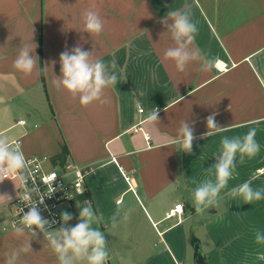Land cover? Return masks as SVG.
I'll use <instances>...</instances> for the list:
<instances>
[{
  "label": "crops",
  "instance_id": "0c3cea01",
  "mask_svg": "<svg viewBox=\"0 0 264 264\" xmlns=\"http://www.w3.org/2000/svg\"><path fill=\"white\" fill-rule=\"evenodd\" d=\"M185 6L199 29L193 46L218 60L209 71L193 62L179 73L163 59L173 42L161 21ZM89 8L106 21L98 36L83 31L81 14ZM32 42L39 62L24 75L13 61ZM76 45L96 58L116 59L118 82L105 90L104 104L81 106L55 87L60 53ZM152 109L158 112L155 127L145 123ZM212 114L219 126L230 128L207 137ZM185 120L196 137L192 152L161 147ZM249 127L257 128L261 149L243 163L237 157L229 189L245 181L264 188V0H0V135L21 138L25 154L90 165L86 200L105 221L117 207L132 208L130 221L139 223L129 221L118 232L139 238L157 233L167 243L147 254L149 245L140 241L136 250L145 264H184L191 236L199 239L207 264H264L257 258L264 246L254 241L255 229L264 230V200L244 204L222 192L219 207L202 215L204 237L189 236L184 226L198 216L192 181L204 179L216 162L222 136L242 135ZM16 191L11 180L0 183V194L13 198ZM177 202L183 204L182 219L169 224L165 213ZM12 209L0 200V264L29 239L32 251L21 254L18 264H58L43 235L33 238L27 229L15 234L5 221Z\"/></svg>",
  "mask_w": 264,
  "mask_h": 264
},
{
  "label": "clouds",
  "instance_id": "9594fccd",
  "mask_svg": "<svg viewBox=\"0 0 264 264\" xmlns=\"http://www.w3.org/2000/svg\"><path fill=\"white\" fill-rule=\"evenodd\" d=\"M81 19L83 31L89 35L98 36L104 31L106 21L99 11L86 9L82 12ZM161 23L166 27L173 42L172 46L164 51L163 59L171 61L177 72H185L193 62H199L202 71H209L217 65L218 60L207 57L199 48L193 46L199 29L188 6L169 10ZM35 48L33 42L21 47L13 61V68L24 75H31L39 62ZM59 63L60 75L55 76V87L67 92L73 99H78L79 104L84 107L96 102L106 103L105 90L118 82V65L114 56L110 61H105L94 57L93 50L86 51L80 45L61 52ZM145 123L152 127L159 123L156 109L148 112ZM206 124L207 137L228 131L230 128L219 126L215 121V114L206 118ZM256 136L257 128L249 127L242 135L221 137L220 147L215 155L216 162L205 170L204 179L199 182L192 181L196 185L192 189V202L197 215H203L209 208L217 209L223 199L222 192L233 200L242 199L244 204L264 200V188H253L250 181L228 188L229 181L236 172L237 157L239 162L243 163L245 157L252 158L260 152L261 145ZM195 138L193 127L185 120L181 121L178 134L169 139L166 145L160 146H176L177 150L190 154ZM26 172L27 161L20 144L0 135V183L11 180L16 190L19 189L16 191L17 198L28 208L27 212L21 209L23 215L18 222L20 226L17 223L11 225L15 234L18 237L23 236L25 229L33 238L42 234L58 264H107L110 255L108 242L104 232L94 225H103L112 235L122 225L127 226L134 209L117 207L106 222L103 214L93 208L91 201L85 200L82 204H77L80 209L78 223L69 225L73 215L63 211L60 213L61 226L52 230L57 221H50L42 216L39 206L44 205L45 195L35 187V182L32 187L28 186L29 178ZM53 191L55 189L52 187L48 194ZM34 197L39 198L38 202ZM11 199L8 194H0V200L6 203ZM30 240L11 250L7 254L5 264H18L21 254L32 251ZM254 241L257 245L264 246V230L255 229ZM257 258L264 260V253L258 254Z\"/></svg>",
  "mask_w": 264,
  "mask_h": 264
},
{
  "label": "built area",
  "instance_id": "2783aa9c",
  "mask_svg": "<svg viewBox=\"0 0 264 264\" xmlns=\"http://www.w3.org/2000/svg\"><path fill=\"white\" fill-rule=\"evenodd\" d=\"M139 112H143V108L138 109ZM18 124H25V119H18ZM13 141L22 145L21 138L13 139ZM25 154V153H24ZM27 161V176L28 186L32 187L35 182V187L44 194V205H40L41 214L44 218L55 219L56 224L52 226V230L59 228L60 225V213L67 211L73 213L80 199L86 192V178L91 170L90 165L80 164L72 160H68L58 156H49L45 154H25ZM129 177H127L128 179ZM55 189L50 195L51 188ZM19 191V189H17ZM83 192L82 194H80ZM37 202L38 197H34ZM120 201V200H118ZM12 212L6 223L12 225L17 223L19 225V219L22 217L23 212H27L28 208L23 205L16 194L11 199ZM45 205L47 206L45 208ZM23 208V212L21 209ZM183 214V204L177 202L169 208L165 217L167 219H176L181 221ZM12 227V226H11ZM42 235V234H40Z\"/></svg>",
  "mask_w": 264,
  "mask_h": 264
},
{
  "label": "rangeland",
  "instance_id": "374dc122",
  "mask_svg": "<svg viewBox=\"0 0 264 264\" xmlns=\"http://www.w3.org/2000/svg\"><path fill=\"white\" fill-rule=\"evenodd\" d=\"M79 210L80 209L76 206L72 215L73 216L78 215ZM202 219H203L202 215H198V216L191 217L189 220L184 221V226L188 229L189 236H191L192 232H194L204 237V234L202 232L203 226L201 225ZM175 221L176 219H168L167 223L171 224V223H174ZM76 223H78L77 217H74L71 221H69V225H75ZM130 223L138 224L139 221L137 222L130 221ZM125 227L127 226L122 225L119 229L115 230V232L112 233V235L107 232V229L105 230L100 229L105 234V238L108 242V247L110 251L109 261L107 262V264H139V263L145 264L144 255H142V253H139L136 250V246L138 244L140 245V241L142 242L143 240L142 243L145 244L146 242L149 245L147 246V250H148L146 252L147 254L152 251L160 250L161 248H164L165 245L167 244L164 242V240L161 237L157 235V233H152V232L150 236L146 238L137 237L136 232H134L131 236L130 235L124 236L120 234V232L118 231L119 230L121 231V229H124ZM191 237L189 238L190 244H191ZM183 248L184 246L181 245L179 247V251L180 250L183 251ZM193 254H194V250L191 244V247L188 249V253L186 255V260L184 264H192Z\"/></svg>",
  "mask_w": 264,
  "mask_h": 264
},
{
  "label": "water",
  "instance_id": "95a60500",
  "mask_svg": "<svg viewBox=\"0 0 264 264\" xmlns=\"http://www.w3.org/2000/svg\"><path fill=\"white\" fill-rule=\"evenodd\" d=\"M191 244L194 250L193 264H207L199 239L192 237Z\"/></svg>",
  "mask_w": 264,
  "mask_h": 264
},
{
  "label": "trees",
  "instance_id": "16d2710c",
  "mask_svg": "<svg viewBox=\"0 0 264 264\" xmlns=\"http://www.w3.org/2000/svg\"><path fill=\"white\" fill-rule=\"evenodd\" d=\"M89 194L87 193V191L85 192V194L82 196V198L80 199L79 203L82 204L84 200L88 199Z\"/></svg>",
  "mask_w": 264,
  "mask_h": 264
}]
</instances>
